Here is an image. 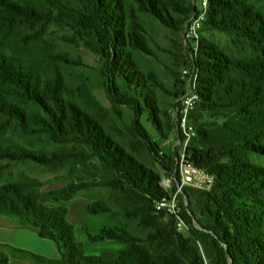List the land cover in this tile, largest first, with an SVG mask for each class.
<instances>
[{
    "label": "trees",
    "instance_id": "obj_1",
    "mask_svg": "<svg viewBox=\"0 0 264 264\" xmlns=\"http://www.w3.org/2000/svg\"><path fill=\"white\" fill-rule=\"evenodd\" d=\"M193 12V0H0V217L18 219L53 239L62 258L3 246L12 255L54 264H205L199 241L208 264H264V0H210L204 24L231 40L225 48L202 37L201 102L190 115L197 130L187 154L215 177V188L207 193L186 187L183 193L215 201L223 214L205 223L184 211L191 225L185 234L155 208L171 192L161 181L175 162L160 157L156 139L140 120L146 107L166 137L156 75L139 61V51H150L144 15L180 32ZM65 46L98 56L113 112L93 94L80 69L81 54ZM121 105L137 110L129 137L119 127ZM143 151L166 170L164 176L140 160ZM32 164L68 168L69 175L52 179L67 185L44 190L48 181L16 171ZM88 172L101 173L102 180L90 184L114 189L124 210L122 218L103 201L89 206L91 213L119 220L121 228L90 236L96 243L121 242L117 255H87L67 218L70 200L90 185L82 180ZM131 219L151 231L133 234ZM7 262L9 255L0 253V263Z\"/></svg>",
    "mask_w": 264,
    "mask_h": 264
},
{
    "label": "rangeland",
    "instance_id": "obj_2",
    "mask_svg": "<svg viewBox=\"0 0 264 264\" xmlns=\"http://www.w3.org/2000/svg\"><path fill=\"white\" fill-rule=\"evenodd\" d=\"M193 4L194 12L180 32L173 31L170 28L165 27L160 21H157L148 15H144V20L146 21L145 35L149 40L150 51H139V61L143 70L147 74L151 72L156 75L157 85L155 91L158 97L162 120L166 125V137L160 135L153 122L151 113L146 107L143 108V112L140 113V120L146 130L156 139L157 144L160 147V157L164 158L165 156H171L175 162L174 167L176 166V159L180 158V155L185 151V141L181 135L179 123L180 109H182L181 97L184 95L188 83L183 71L187 67L194 68L196 64L201 66L200 61L198 63L193 61L192 53L189 48L190 46L186 44L184 39L186 26H188L189 21L198 10V7L201 6L200 0H193ZM202 37L209 42L218 43L225 48L231 46L229 36L218 29L212 30L208 26H204L202 29ZM65 48L70 50L74 56H77L78 53L81 54L85 65L80 69L84 70L88 76L93 94L106 109L113 112V105L105 91V83L100 74V69L98 68V56L93 51L86 48L81 50L70 46H65ZM119 110L122 115V119L118 118L119 127L125 131L129 137L130 133L127 129L137 113L136 107L134 105H121ZM194 112L195 110L192 113ZM190 123L194 125L191 118ZM139 158L145 164L158 170V172L164 176L163 173L166 170H164L147 151H143V154L140 155ZM18 170H26L29 174L38 177L40 180L48 181L44 190H57L67 185V181L65 180L56 181L52 179L59 175H69L68 168L55 171L46 168H39L32 164V168L27 165H20L16 168V171ZM92 172L83 173V182L90 184L93 181H97L98 183L102 180L101 173L96 172V175H93ZM170 174L168 176H170ZM73 176L77 177L76 174ZM213 179L211 191H202L200 189L201 192H214V176ZM97 183H92L85 189L75 193L74 197L68 204V213H71L70 218L73 221L71 223L75 226L76 239L84 245L85 253L87 255L98 256L103 252H111L117 255L124 247L121 242L107 240L96 243L90 238V236H98L104 229L115 227L121 228L119 220L111 213H91L89 210L91 202L103 201L107 203L114 212L121 215L122 218L124 216V214H122L124 210L119 205L120 201L117 198L115 190L110 186H98ZM214 194L219 193L216 192ZM185 201L187 204H185ZM180 202L183 207V212L188 210V212L190 211V216H193L194 219H200L205 223L215 222L217 217L220 216V214H223L220 204L215 201H209L208 198L206 199L200 195L191 199L189 196L182 195L180 196ZM191 206L193 210H191ZM83 215L85 216L84 222L82 221ZM15 222L21 227L15 225ZM193 223L200 230L207 231L198 224L197 220ZM127 224L132 233L137 236L144 237L151 231L150 228L140 226L137 219H131ZM181 233L189 234L186 232ZM197 243L203 254L202 256L205 264H208V260L204 256L205 251L203 245L200 244L199 241H197ZM5 245L28 250L35 255L43 256L49 260L58 261L62 258L60 249L53 239L37 235L34 228L22 226L18 219L0 217V253H6L9 255V262L0 264H54L53 262L48 263L38 261L31 256H14L12 255L11 250L3 247Z\"/></svg>",
    "mask_w": 264,
    "mask_h": 264
},
{
    "label": "built area",
    "instance_id": "obj_3",
    "mask_svg": "<svg viewBox=\"0 0 264 264\" xmlns=\"http://www.w3.org/2000/svg\"><path fill=\"white\" fill-rule=\"evenodd\" d=\"M201 6L195 12L193 17L186 26L184 39L189 45L192 59L198 63L199 51L202 41V28L208 18V8L210 0H200ZM200 65L196 64L194 68L187 67L184 69L187 78V88L181 97L182 109H180V132L185 141V151L180 158L176 159V166L170 176L164 177L161 181L162 187L171 191L168 196L157 199L155 208L163 212L166 216L175 219V225L180 232H191V225L183 216V207L180 202V196L184 195L186 187L201 189L202 191H211L213 186V175L206 169L197 166L187 154L191 140L196 136V127L190 123L191 113L197 109L200 100ZM162 153V152H161ZM175 188V189H174ZM185 204L186 201H185Z\"/></svg>",
    "mask_w": 264,
    "mask_h": 264
},
{
    "label": "crops",
    "instance_id": "obj_4",
    "mask_svg": "<svg viewBox=\"0 0 264 264\" xmlns=\"http://www.w3.org/2000/svg\"><path fill=\"white\" fill-rule=\"evenodd\" d=\"M70 217H71V213H68V214H67V218H68V220H69L70 222H73V221L71 220V218H70ZM82 218H83V220H82V221L84 222L85 216L83 215V216H82ZM15 225H18V226H20V225H19L17 222H15ZM20 227H21V226H20ZM37 235H38V234H37ZM7 263H8V262H7Z\"/></svg>",
    "mask_w": 264,
    "mask_h": 264
}]
</instances>
